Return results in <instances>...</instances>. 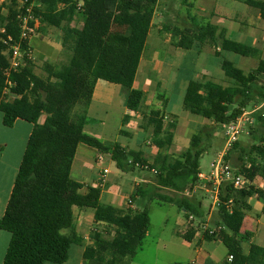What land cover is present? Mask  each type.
<instances>
[{
    "label": "trees",
    "instance_id": "trees-1",
    "mask_svg": "<svg viewBox=\"0 0 264 264\" xmlns=\"http://www.w3.org/2000/svg\"><path fill=\"white\" fill-rule=\"evenodd\" d=\"M22 1V7L19 0H7L0 6V28L5 30L4 34L0 33L3 124L12 127L17 120H23L33 126L5 212L0 217V231L11 235L2 264L67 262L71 245L83 243V238L74 232L75 207L92 209L97 224L90 234L92 244L84 251L83 264H124L142 246L151 223L148 210L103 203L99 187L89 186L85 194L67 196L79 145L85 144L108 155L123 172L136 170V163L148 164L150 171L156 170V182L137 186L131 202L149 198L174 204L201 219V204L184 196V192H192L201 183L204 140H210L218 127L235 122L253 104L264 101L262 50L226 37L210 23L174 27L172 37L176 47L191 50L196 42L217 47L219 67L232 83L223 86L207 78L189 81L183 98L184 111L210 120L212 125L201 126L192 135L189 147L177 155L169 152L177 128L176 116L165 122L167 98L160 94L162 105L152 107L146 118L151 146L157 150L150 163L147 152L125 148L119 142L104 143L87 134L85 128L90 123L88 109L98 80L125 89L128 110L140 108L144 92L135 88L134 83L159 0ZM243 2L258 10L264 20V0ZM27 8H32L33 16L40 21L37 31H45L46 27L61 30V44L70 53L64 63L46 62L45 76L35 72L33 58L25 54L32 51L29 40L20 41L19 17ZM8 36L13 39L11 44L20 42L24 64L6 75L9 59L4 54L8 46L4 41ZM228 53L257 59L258 65L246 73L226 57ZM253 117L262 123L263 129L249 127L253 140L259 135L255 139L259 145L253 142L246 154L241 142L236 141L224 156L227 162L232 150H240V164H236L235 170L250 182L257 174L264 173L257 162L258 156L264 155V116L253 114ZM129 120L126 115L123 124ZM164 190L170 193H162ZM254 196L263 203L264 215V190L254 186L235 189L229 182L220 187L217 223L227 228L221 241L228 256L233 257L231 262L227 258L223 264H264V246L251 244L248 253L242 248L241 230L246 212L251 209L247 201ZM193 230L184 235L186 240H191Z\"/></svg>",
    "mask_w": 264,
    "mask_h": 264
},
{
    "label": "crops",
    "instance_id": "crops-1",
    "mask_svg": "<svg viewBox=\"0 0 264 264\" xmlns=\"http://www.w3.org/2000/svg\"><path fill=\"white\" fill-rule=\"evenodd\" d=\"M172 1L173 0L158 1L153 18V28H156L163 34L168 33L164 34L165 42L168 43L171 48L178 50L181 48L176 47L174 43V37H172L174 27L178 26L176 23L177 17L174 14L176 8L172 7ZM197 1L206 8L210 9L209 12H206V10L204 11V17L212 20L206 23L216 26L219 29V32L223 31L228 38L253 44L255 47L262 50V58L264 59V20L260 18L258 10L246 5L243 0ZM184 2L187 3V7L193 5L191 0H185ZM241 4H245V8L240 6ZM180 9H182V6ZM252 13H254V19H256L257 23L254 22L253 25L252 22H250L248 26L243 22L244 17H246V15L249 16ZM213 20H215V22H213ZM191 25L194 26L193 23ZM244 26H248V28L254 30V37L244 35V32L247 31L244 29ZM31 39L32 38H30L29 43L32 51H34L35 48L31 43ZM194 50H198L195 54L196 59L199 65H202L203 61L200 60L204 55H215V51L219 49L207 42L204 44L196 42L194 43L193 48L188 50V53L177 55L179 58L177 62L171 61L169 64L166 61L161 60H156L155 63L152 61H149V63L147 62L146 68H144L143 73L140 76V67L143 65L142 62L144 61V57H142L134 83L135 88L144 92L143 102L138 111H130L126 108V92H123L122 88H116V86H112L116 84H112L104 80H98L91 105L88 109V117L91 118L92 115H95V118L98 121L100 120L105 123L106 116L110 111H112L116 99L122 96L123 101H119L120 103L122 102L124 111L121 118V127L117 129L116 133L117 136L126 139L121 145L125 148L135 151L143 150L148 154H153L154 156L157 153V150L151 146L150 134H148L150 130H147L146 128L147 115H149L152 107L154 108V106L162 105V102L158 99L160 96L158 92L166 97V93L169 88H171L173 92H178L179 96H182L183 105V98L186 88L189 84V81L192 79V76L188 73L187 76H182L181 74L185 70L183 66L187 60L193 59L191 53H193ZM255 61L258 60L255 59ZM219 63L220 61L217 62V70L209 71L201 69L199 79L207 78L213 81L217 80L216 75L219 73L218 68L220 69ZM257 65L254 67V69L257 67ZM166 68L169 69L173 75V83L171 85L167 83L168 74L165 73L167 70ZM152 70H154V74L150 72ZM175 70H177V73H175ZM156 99L159 101L157 104H155ZM171 104V97H168L165 112V122L167 123L169 120H172L174 118L173 116H176L175 120L177 121V128L175 130V137L172 146L177 144L178 140L181 139V135L182 138L186 136L185 131L182 130V125L185 127H191L193 129L196 128V131L201 126L212 125L210 120L191 117L187 118L185 123L181 125L180 118L171 107ZM254 106H258L257 108H254V111L259 110L264 107V101L260 102L259 104H254ZM257 114L264 116V111H261ZM126 115L130 117V120L124 125L123 118ZM261 124L262 123L257 121L256 118L254 119V129L262 128L260 127ZM32 129V124L23 120H17L12 127H6L3 124V116L0 113V217L5 212ZM106 130L107 128L104 126L103 128L96 130L92 136H95L102 142L107 143V141H105L107 136ZM255 139L258 140L259 135L254 136V145H259V142L255 141ZM83 145L85 144H80L78 147V152L74 160L71 177L65 194L67 196L77 193L85 194L89 186L99 187L101 189V199L103 203L110 204L118 208L130 207L134 210L139 209L137 206L138 200L131 202V196L133 195L137 186L143 184L151 185L152 183L148 180H144L141 173H138L137 177H133V179L129 180L126 178V175L123 171L118 173L112 172L109 166L111 159L108 156L106 164L104 163V165L106 168H108L109 173L104 186L100 187L101 168L97 161V156L100 154V152H98L96 149L95 152H92L90 149L91 147L88 146V148ZM153 156L149 157V159L153 160ZM94 161H96V164L99 167L93 164ZM257 162L262 168V172H264V155H262V157L258 156ZM201 174L206 177L209 176L204 175L203 173ZM200 180L201 183L194 188L188 197L201 204L203 212L202 218H197L194 223H190L187 220L185 211L178 208L180 218H178L175 222L176 230L174 233H172L169 240L163 244V240L159 236L152 238V234L150 232V223V227L143 240L142 246L134 256L126 258L124 260L126 261L124 264H182V259L185 258H182V253H186V256L192 253V257L187 258L188 264H223L226 261L228 258V250L223 242L220 239H207L205 235L199 232L197 227L199 221L208 223L210 225L218 224V209L212 206V202L208 211L204 209V201L209 200L206 192V187L209 185V181L204 178H200ZM77 184H79L80 187H78ZM245 186H254L255 188L264 190V173L257 174L252 182L247 180ZM247 202L251 209L246 212L244 224L241 230V235L244 237V242L242 243L244 253L249 252L251 244L255 243L260 246H264V215L262 214L263 203L255 196L250 197ZM167 221L168 219L166 222ZM96 225L94 211L92 209H80L77 207L74 208V232L83 238V243L71 245L69 259L64 264H83L84 251L88 245L92 244L89 238L92 229H94ZM191 228H194V233L191 237V240L188 241L184 238V235ZM149 238H151V240ZM10 239V233L6 231H0V264L3 263ZM72 252L74 253V259L69 263ZM162 254L171 255V257L174 258L173 261L171 263H165V261L162 259Z\"/></svg>",
    "mask_w": 264,
    "mask_h": 264
},
{
    "label": "rangeland",
    "instance_id": "rangeland-1",
    "mask_svg": "<svg viewBox=\"0 0 264 264\" xmlns=\"http://www.w3.org/2000/svg\"><path fill=\"white\" fill-rule=\"evenodd\" d=\"M185 0H173L172 7L176 8L175 15H176V23L180 27L189 26L191 27L192 23L194 25L200 26L208 21H212L210 19L205 18L204 11L209 12L210 9L203 6L200 2L197 0H191L193 2L192 6L187 7V3L184 2ZM182 6V9L180 7ZM240 6H243L245 8V4H241ZM254 12V11H253ZM241 13V9H240ZM244 13V12H243ZM245 15V13H244ZM191 20H190V18ZM244 17V16H243ZM257 17V16H256ZM192 21V22H191ZM215 22V20H213ZM244 24H247L249 26L250 22L254 25V22L257 23L256 19H254V13L250 14L249 16L246 15L244 17ZM191 25V26H190ZM248 26H244V29L247 30L244 32L245 36H252L254 37V30L248 28ZM45 31H37V33L32 36L31 43L34 46L35 50L33 51V62L35 64V72L39 75L45 76V71L43 70V66L46 62L53 63V64H60L68 61L70 53L66 51L62 44V32L59 29L56 28H48L46 27L44 29ZM168 34V33H164ZM164 34L159 32L156 28H151L148 40L146 43V48L143 54L144 61L142 62V66L140 67L139 75L141 76L143 73L144 68H146V63L149 61H152L155 63L157 60L166 61L168 64L171 61H178L177 55H182L184 53H188V50L171 48V46L165 42L164 40ZM234 38V36H233ZM245 42V41H244ZM198 50H194L192 54L193 59H188L187 62L184 64V71L181 74L182 76H187V73L192 76V79H199L200 77V71L201 69L204 70H217V62L220 60L219 57L212 55H204L203 58H201L200 61L202 62V65H199L197 59H196V52ZM226 57L233 61L237 67L243 69L246 73L253 70L254 67L258 64V61H255V59L249 58V57H243L234 53H228ZM145 66V67H144ZM167 69V68H166ZM219 73L216 75L215 81L217 83L222 84L223 86H229L232 83V80L227 78L224 74V72L219 69ZM154 70L150 71L152 74ZM185 72V73H184ZM165 73L168 74V84H172L173 81V75L172 72L167 69ZM175 73H177V70H175ZM220 74V75H219ZM219 77V78H218ZM191 79V78H190ZM191 79V80H192ZM233 85V84H232ZM116 86V88H122L118 85H112ZM126 90L123 89V92ZM158 94H161L158 92ZM166 97H171V107L173 110L178 114V117L180 118V124L182 125L185 123V120L189 117L191 118H200L199 116L193 115L187 111H184L183 105H182V96H179L178 92H173L171 88L168 89L166 93ZM123 101L122 96L120 98H117L115 101V104L112 108V111L109 112V114L106 116L105 123L102 121H98L95 117V115H92L90 118V123L88 124L86 128V133L89 135H93L96 130L101 129L105 126L107 128L106 130V139L107 143H113V142H119L120 144L124 143L126 139L121 138L120 136H117V129L121 127V118L123 115L124 107L122 102ZM159 102L157 99L155 100V104ZM156 108H160V106H154ZM258 106H250L246 111L248 114L245 116L246 119H249L246 121V125L244 128V131L239 134L238 141L241 142V147L244 148L246 154L249 153L251 144L254 142L253 137L249 134V127L254 126V117L253 114H257L261 111H264V107L261 109L254 111V108H257ZM102 115V114H100ZM256 122V121H255ZM194 127V126H192ZM182 130L185 131L186 136L178 140L177 144H174L169 152L172 154H179L183 150L189 147L190 140L192 135L196 132V128L191 127H185L182 125ZM215 133V136H214ZM213 133V137L209 140H204L203 144L204 149L203 155L200 158V169L204 175H210L212 171V164L219 159V157L224 154L226 155L228 151H225V136H224V130L222 127H218L215 132ZM150 134V131L149 133ZM209 140V142H208ZM88 147L87 145H83ZM89 148V147H88ZM92 152H95L94 148H90ZM231 152L232 156L229 161H227L228 164L232 166V168L237 169L236 164L240 161L238 160V156L240 154V150ZM153 154H149V157H152ZM107 160V159H106ZM149 162L152 163V159H149ZM95 166H98L96 164V161L93 162ZM106 164V161H105ZM100 166V165H99ZM98 166V167H99ZM110 169L112 172H122L120 169L117 168L115 162H110ZM101 168V167H100ZM127 179H133V177H137L138 173H141L144 180L150 181L152 184L156 182L155 174L150 170H141L136 169L133 172L132 171H126L124 172ZM164 194L170 193L167 190L162 191ZM211 204L210 200L204 201V209L206 211L209 210V206ZM130 205V204H129ZM137 206L139 210L143 211L147 208L149 217L151 220V227L150 232L152 238L155 236H159L163 242H167L169 238L171 237L172 233L176 230L175 222L178 218H180L178 207L174 204L169 203H159L157 200H150L149 198L145 199H139L137 201ZM168 221L166 222V220ZM151 240V238H149ZM246 248V246H245ZM192 252V251H191ZM162 259L165 261V263H171L174 258L171 257V255H164L162 254ZM182 264H188L187 258L192 257V253H190L188 256H186V253H182ZM74 259V253H71V258L69 263ZM186 260V261H185Z\"/></svg>",
    "mask_w": 264,
    "mask_h": 264
},
{
    "label": "built area",
    "instance_id": "built-area-1",
    "mask_svg": "<svg viewBox=\"0 0 264 264\" xmlns=\"http://www.w3.org/2000/svg\"><path fill=\"white\" fill-rule=\"evenodd\" d=\"M21 7L23 6V1L19 0ZM7 3V0H0V6H4V4ZM20 20V28H21V34H20V41L30 40L32 36H34L37 33V30L40 26V21L38 18L33 16L32 8H27L26 13L21 15L19 17ZM33 22V24H32ZM0 33H5L4 28L0 29ZM13 41L12 37L8 36L7 39L4 41L5 44H7V48L4 51V54L7 55L9 59V69L6 71V75L9 74L10 70H17L20 68L24 63V53L21 50V45L19 43L11 44L10 42ZM32 52V51H31ZM30 51L26 52V56L28 58H33V54ZM248 114L247 111L243 113V115L238 118L235 122L226 124L222 126V129L224 130V136H225V151H229L234 143L238 141V136L240 133L244 131L246 121L249 119H246L245 116ZM224 154H222L217 161H215L212 164V171L208 177L203 176L200 174L201 179H206L209 181V185L206 187V192L208 195L209 200L212 202V206L215 208H219L221 205V199H220V187L224 183H231L235 189H240L245 187L247 183V179L240 173H237L234 168L230 164H228L224 159ZM108 155L100 153L97 156V161L100 164V187H103L109 170L104 165ZM135 167L137 169H143V170H149L150 166L148 164L142 165L140 163H136ZM154 174H156V170H151ZM191 194L190 191L184 192V196H189ZM231 202H229L230 204ZM185 215L187 216V220L190 223H194L197 218L185 211ZM198 230L203 235H207L209 237H212L213 239H220L221 235L224 232H227V228L222 225H210L208 223L199 221ZM232 256H228L227 261H232Z\"/></svg>",
    "mask_w": 264,
    "mask_h": 264
}]
</instances>
